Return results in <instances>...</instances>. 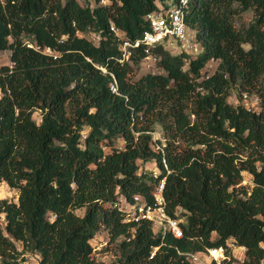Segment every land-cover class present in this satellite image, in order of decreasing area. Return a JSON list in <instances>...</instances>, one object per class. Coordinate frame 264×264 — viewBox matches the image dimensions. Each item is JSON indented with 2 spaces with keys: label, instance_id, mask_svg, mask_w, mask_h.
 Segmentation results:
<instances>
[{
  "label": "trees",
  "instance_id": "16d2710c",
  "mask_svg": "<svg viewBox=\"0 0 264 264\" xmlns=\"http://www.w3.org/2000/svg\"><path fill=\"white\" fill-rule=\"evenodd\" d=\"M168 1L0 0L11 59L0 65V181L19 190L18 201L0 197V264H27L26 251L40 264H108L93 255L101 228L118 241L110 264H201L189 253L230 255V243L245 247V264H264V0H189L203 50L157 43L158 70L136 76L145 43L121 61V41L142 38L146 14ZM234 88L258 106L231 102ZM151 159L158 171L140 172ZM163 178L181 237L118 205L135 194L155 204Z\"/></svg>",
  "mask_w": 264,
  "mask_h": 264
},
{
  "label": "built area",
  "instance_id": "2783aa9c",
  "mask_svg": "<svg viewBox=\"0 0 264 264\" xmlns=\"http://www.w3.org/2000/svg\"><path fill=\"white\" fill-rule=\"evenodd\" d=\"M188 3L189 0H175L169 2L168 5L159 3L157 9L148 12L146 18L149 21L150 28L144 32L142 38L137 39L134 43L127 39L121 41L120 48L123 52V57L120 60L123 61L129 58L131 53L130 46L136 47L141 42L145 43L144 48L146 52L143 63L148 67L155 65L158 61V56L154 53L153 48L160 42L165 43L169 47L178 46L179 51L199 54L203 50L202 44L196 39L195 33L188 27L186 22ZM111 27L118 35L122 36L123 32L120 28L114 25ZM46 50L52 51L50 47H47ZM213 64L214 62L211 61L208 64V68H213ZM112 87L114 89L117 88L115 85ZM259 100L260 98L257 94L243 92L242 101L249 108L257 107ZM164 184L165 178L159 182L154 190L155 204L147 202L141 194H135L133 201L120 196L118 205L136 220L141 218L150 219L155 231H170L175 236L181 237L184 235L182 225L184 218L174 216L167 211L166 199L163 193ZM200 252L189 253L191 259L201 264H208L206 259L201 257ZM207 254L211 260L215 259L217 261L227 257L224 246L208 247Z\"/></svg>",
  "mask_w": 264,
  "mask_h": 264
},
{
  "label": "rangeland",
  "instance_id": "374dc122",
  "mask_svg": "<svg viewBox=\"0 0 264 264\" xmlns=\"http://www.w3.org/2000/svg\"><path fill=\"white\" fill-rule=\"evenodd\" d=\"M82 3H85L86 0H80ZM106 0H104L105 2ZM173 0H169L168 2H172ZM162 5H165L162 3ZM253 10L249 9L241 13L236 18V24L239 26L242 22L248 21L253 17ZM89 38L94 40L95 42H98L99 40V35L96 34L95 32H89L87 34ZM172 49H174L175 52H179L178 46H172ZM10 50L5 49V50H0V65L4 63H10ZM155 71L158 70L157 64L152 65L151 67H148L145 63H143V60L141 61L140 68L138 71H136V76H139L141 73L146 72V71ZM160 70V69H159ZM243 93V92H242ZM241 93V94H242ZM1 94V91H0ZM229 100L234 103H239L243 102L242 101V96L239 95V92L237 91V88H234L232 91V94L229 96ZM34 117L37 121H40L41 119V112L39 110H35L34 112ZM162 136V131L161 128L158 127L156 131H154V140H156L158 137ZM149 171V172H156L158 171V166L156 164V161L154 159H151L147 162H142L141 163V168L140 172L142 171ZM251 175L247 172L244 171V179L242 180V183L244 184H249L251 183ZM0 197L1 198H7L8 200L12 201H18L19 199V190L15 187H12L8 184L6 180H1L0 181ZM121 205V204H120ZM76 212L80 215H83L85 212L84 208H78L76 209ZM1 221L3 225L5 224V214L1 213L0 214ZM109 232L105 228H101L98 233L92 238V245H93V255L96 257L98 260H102L108 264L112 263L117 256L119 255V248H118V241H110L109 240ZM17 246L20 250H23V245L20 241H16ZM232 248V254L227 255V257L231 260L232 264H245L244 263V255H245V247L241 245H236L232 243L231 245ZM201 257L206 259L207 263H211V259L207 254V249L203 250L200 252ZM20 258H25V262L27 264H40L39 262V254L31 251H26L20 255ZM215 260V259H213ZM217 261V260H216ZM221 264H225L223 262V259L220 261H217Z\"/></svg>",
  "mask_w": 264,
  "mask_h": 264
}]
</instances>
